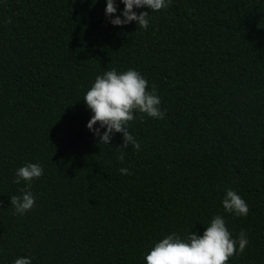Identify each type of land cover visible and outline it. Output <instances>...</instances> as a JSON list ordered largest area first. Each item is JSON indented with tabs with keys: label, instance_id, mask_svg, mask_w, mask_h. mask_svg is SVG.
I'll use <instances>...</instances> for the list:
<instances>
[{
	"label": "trees",
	"instance_id": "obj_1",
	"mask_svg": "<svg viewBox=\"0 0 264 264\" xmlns=\"http://www.w3.org/2000/svg\"><path fill=\"white\" fill-rule=\"evenodd\" d=\"M115 3L106 17V0H0V264H145L166 235H202L216 215L249 240L227 264H264V0L134 8L147 29L112 25ZM113 68L155 84L166 113L134 112L140 150L123 163L122 134L99 143L83 100ZM28 163L43 168L35 206L14 215ZM228 189L247 216L224 212Z\"/></svg>",
	"mask_w": 264,
	"mask_h": 264
},
{
	"label": "clouds",
	"instance_id": "obj_2",
	"mask_svg": "<svg viewBox=\"0 0 264 264\" xmlns=\"http://www.w3.org/2000/svg\"><path fill=\"white\" fill-rule=\"evenodd\" d=\"M124 5L120 16L110 19L114 26L127 25L135 22L140 29L149 26V12L141 11L138 15L134 8H147L151 12L169 6L171 0H120ZM117 12L115 0H106L105 15L111 17ZM123 17L121 19L120 17ZM5 23H12L7 18ZM157 88L153 84L148 90V81L134 69L118 73L115 68L98 75L94 83L83 97L86 106L91 110L92 116L86 127L98 137L99 143L109 144L114 133H121L123 144L118 147L121 154L117 159L123 163V150L131 145L137 151L140 144L128 130L129 122L136 119L134 112L146 114L155 119H164L165 111L160 108L161 100L156 94ZM143 120V115L140 117ZM99 127L94 128V125ZM100 129H105L101 134ZM123 175H131L128 168H120ZM43 175V168L38 163H28L15 172L13 183L25 186L19 191L21 195L10 196V205L14 215H24L35 206L36 197L31 191V182ZM225 213L238 217L247 216L249 207L247 203L234 190H226L222 200ZM193 227V226H192ZM249 244L247 233L241 230L234 239L228 231L223 216H214L202 235L189 231L186 236L173 232L155 243L144 256L145 264H227L230 257L243 254ZM14 264H31L29 258H18Z\"/></svg>",
	"mask_w": 264,
	"mask_h": 264
}]
</instances>
